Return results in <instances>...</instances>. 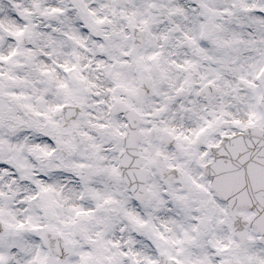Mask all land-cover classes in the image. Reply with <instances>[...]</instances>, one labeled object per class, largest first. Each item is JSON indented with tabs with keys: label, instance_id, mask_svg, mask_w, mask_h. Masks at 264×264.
I'll return each mask as SVG.
<instances>
[{
	"label": "snow or ice",
	"instance_id": "6c2138e0",
	"mask_svg": "<svg viewBox=\"0 0 264 264\" xmlns=\"http://www.w3.org/2000/svg\"><path fill=\"white\" fill-rule=\"evenodd\" d=\"M0 264H264V0H0Z\"/></svg>",
	"mask_w": 264,
	"mask_h": 264
}]
</instances>
